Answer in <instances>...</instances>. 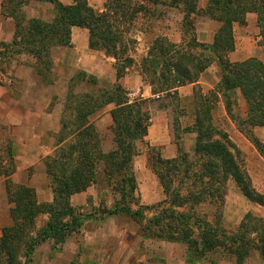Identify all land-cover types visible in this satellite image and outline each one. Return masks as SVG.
Here are the masks:
<instances>
[{
    "label": "trees",
    "instance_id": "1",
    "mask_svg": "<svg viewBox=\"0 0 264 264\" xmlns=\"http://www.w3.org/2000/svg\"><path fill=\"white\" fill-rule=\"evenodd\" d=\"M31 2L53 5L54 18L50 22L27 18L23 8ZM199 3L200 0H107L104 12L100 13L88 0H73L71 5L59 0H3L1 14L12 19L15 27L12 42L4 44V48L13 55L31 58L34 61L31 68L41 81L51 85L55 82L48 80L54 74V50L72 46L73 28L87 29L90 50L114 59L116 77L121 80L135 64L130 56L135 41L129 37V28L136 18L152 17V8L159 4L180 10L184 16L182 43L176 44L167 36L157 37L142 61L141 70L154 95L174 99L179 98V88L198 83L212 65L218 67V85L209 95H195L194 124L185 129L196 135L194 154L191 157L178 145L174 159L153 156L152 171L169 208L161 209L163 204L141 205L134 211L120 202L107 210V215L130 218L147 239L184 244L190 264L199 260L219 264L217 258H209L211 255L246 264L252 252H257L264 261V217L248 213L236 232L229 234L222 228L228 182L232 181L247 200L262 209L264 194L252 186L244 167L232 153L233 143L227 133L215 127L212 114L223 100L227 114L232 116V98L240 91L247 106V117L241 120L240 131L264 154L263 146L252 134L256 128H264V61L233 63L229 59L236 48L235 25L245 26L248 14L257 15L264 46V0H209L203 9ZM198 17L220 24L211 45L197 39ZM126 94L118 84L113 89L101 87L96 77L83 71L70 80L57 151L46 160L53 203H39L32 187L15 185L6 178L12 224L0 228V264H23V259L30 260L39 244L49 239L64 243L78 231L85 219L76 214L71 198L97 183L101 165L105 166L101 171L109 187L122 200L136 194L137 143L147 137L151 115L148 101L130 104ZM110 106L116 149L105 153L91 118ZM206 205L213 213L199 210ZM150 209L159 211L147 219L144 211ZM41 215H48L49 219L43 228L36 230Z\"/></svg>",
    "mask_w": 264,
    "mask_h": 264
},
{
    "label": "rangeland",
    "instance_id": "2",
    "mask_svg": "<svg viewBox=\"0 0 264 264\" xmlns=\"http://www.w3.org/2000/svg\"><path fill=\"white\" fill-rule=\"evenodd\" d=\"M3 1V0H2ZM66 2L67 0H59ZM94 1L96 11L104 12L107 0H89ZM209 0H200L199 7L205 8ZM2 5V4H1ZM154 14L152 17L138 16L129 28V37L135 41L133 51L130 53L135 60L136 68L143 61V51L151 46L153 41L160 36H167L172 41L180 39L182 36L183 14L180 10L165 6L163 4L156 5L152 8ZM2 11V9H1ZM23 12L29 19H40L50 22L54 18V7L51 4L31 2L27 7L23 8ZM2 15V14H1ZM3 17V16H2ZM14 23V22H13ZM220 28V24L206 17H198L196 23V36L203 38H212ZM12 27L3 19H0V86L6 85L11 89L12 96L20 102V107L24 108L28 103L25 100L24 92L30 88L29 84H25V69L31 68L34 61L26 56H16L4 48V44H9L6 39L11 34ZM14 36V35H13ZM180 43L177 44H181ZM65 48L55 49L53 52L54 74L49 81H55L56 85L60 81H66V92H69L70 80L80 70H73L58 62L61 58V51ZM67 62H72V55H68ZM33 70V69H32ZM34 71V70H33ZM35 72V71H34ZM38 80L45 86L49 84L41 81L37 73H34ZM219 75V74H218ZM22 76L23 78H21ZM33 77V75H31ZM219 77V76H218ZM146 82V81H145ZM147 83V82H146ZM149 84V83H147ZM53 85V84H51ZM107 85V84H106ZM101 86V85H100ZM105 86V85H104ZM101 86V87H104ZM25 90V91H24ZM204 95L202 88H195V95ZM208 95V94H207ZM232 116L227 114L225 103L220 100L213 110V123L218 130L227 133L229 139L234 145L232 153L236 159L244 167L252 186L259 192L264 194V154L240 131V122L245 119V109L241 102V96L235 94L232 98ZM56 101H53V105ZM66 103V99H65ZM110 107L103 109L91 118V122L97 125V118H102L103 114ZM158 108L167 110V119L169 123V137L171 138V147L174 149L176 156L178 155V145H182L184 150L192 157L196 137L185 131V127L192 125L194 122V98H168L162 102L153 101L149 103L150 114L154 113ZM62 126V124H61ZM97 127V126H96ZM247 132L248 128L242 126ZM102 149L105 153H109L116 149L114 142V134L111 129L104 124L103 128H98ZM264 132V131H263ZM254 138L263 146L264 153V135L263 138L257 136L252 131ZM55 139H45L47 144H51L52 149L49 155L43 156L41 160L36 161L29 170V180L34 184L33 189L36 192L37 199L41 204H51L54 200L51 179L47 175L46 160L48 157L54 156L57 151V141ZM71 141V140H70ZM178 143V144H177ZM140 155L148 156V161L144 163L147 169L152 171L153 156L160 155L164 159H170L167 156L165 146H151L149 141H143L138 145ZM13 157V158H12ZM12 159V160H11ZM14 162L13 147L10 142L4 143V147L0 150V228H4L9 223V213L11 205L9 204L6 194V178L11 179L12 166ZM104 165L100 167V174L95 185L82 193L77 198H71V204L76 209V214L83 220L82 226L64 243H56L55 240L49 239L45 243H41L30 260L23 259V264H190L187 262V247L180 243H168L164 241H155L147 239L142 233L140 227L130 218L125 216H108L107 210L113 209L117 203L124 206L127 205L132 210H138L143 204L141 187L138 183L137 192L133 197H126L122 200V196L118 192H114L107 183L102 171ZM118 181L120 177L116 178ZM13 181V180H12ZM156 181V182H155ZM141 184L147 185L148 189L154 197L155 191L161 189L160 182L157 177L143 176ZM161 203V209L169 208L166 203V196ZM159 198V196H158ZM157 198V199H158ZM51 201L46 203L44 201ZM154 204L152 206H158ZM202 212H211L213 209L206 205L199 209ZM159 210H145L147 219H151ZM248 213H252L258 217H264V209L252 204L247 200L236 185L230 181L226 187L225 208L222 228L227 233H234L238 230L241 222ZM49 219L48 215H41L36 221V230L43 228ZM214 220V218H212ZM1 236V232H0ZM210 259L217 258L219 264H235L233 259L224 258L223 256H213ZM193 264H209L207 261H196ZM246 264H264L261 256L257 252H252Z\"/></svg>",
    "mask_w": 264,
    "mask_h": 264
},
{
    "label": "crops",
    "instance_id": "3",
    "mask_svg": "<svg viewBox=\"0 0 264 264\" xmlns=\"http://www.w3.org/2000/svg\"><path fill=\"white\" fill-rule=\"evenodd\" d=\"M88 2L90 6L97 9V7L93 5L94 1L88 0ZM62 3L71 5L73 4V0H67ZM1 4L2 0H0V19H3V22H6L12 27L11 34H9L6 41L12 42L15 30L14 23L12 19L2 17ZM246 22L247 24L245 26L235 25L234 28L236 48L235 51L229 55V59L233 63H241L249 59L264 61V46L261 45L257 15L248 14ZM214 37L215 34L212 38H203L199 36L198 41L211 45L214 41ZM89 38L90 33L87 29L73 28L71 32L72 46L61 51V58L58 62L61 61L62 64L69 66L73 72L80 70L87 73L89 76L96 77L101 86L105 85L104 88L113 89L117 84L122 86L127 92V99L130 104L140 101H148L149 103L153 101L162 102L168 99V96L153 94V88L143 79L141 64L132 70H128L124 78L117 80L115 60L107 57L103 52L90 50ZM181 41L182 37L173 42L177 44ZM149 49L150 46L142 52L144 59L148 56ZM68 55H72L73 57L71 63L67 62L66 58ZM24 72H26L24 75L25 84L30 85L29 89L26 91L24 90L25 100H28L24 108H21L20 102L14 99L11 89L7 88L6 85L0 86V150L4 147V143H11L14 152V162L13 165H11L13 168L10 173L11 179H9L11 181L13 180L12 182L15 185L33 188L35 186L29 180V170L36 161L41 160L43 156L51 153L52 146L51 144H47L45 139H55L59 136L67 92L65 89L66 81H60L57 85L55 83L50 86H45L34 76L35 72L32 69L27 68ZM31 75H33V77ZM20 77L23 78L22 76ZM218 83V67L212 65L201 75L198 83L179 88L177 90L178 97L194 98L195 88H202L204 95H209L211 91L215 90ZM237 94L241 96L240 91H238ZM53 101H56L54 105ZM241 102L245 109L244 116L246 119L247 106L242 96ZM219 104L221 105L222 102ZM112 109L113 107L111 106L107 113L105 112L103 114L101 119L100 116L97 118L98 121L96 126L98 128H103L106 123L109 129L112 130L113 120L110 115ZM168 112L167 110L158 108L154 113L150 114V127L145 141H149L150 145L153 147L165 146L166 149L164 150L167 151L168 158L174 159L177 156L170 143L171 138L168 133L169 123L166 118ZM193 124L194 122L192 125ZM190 126L185 127V129ZM254 131L260 139L263 138L264 128H256ZM191 135L196 137L195 134ZM139 144H141V142L137 143V147ZM146 161H148V156L144 154L140 155L139 152V155L134 160V172L137 183H139L141 187L143 204L145 206H152L161 203L164 199V195L161 189H157V191H155L156 196L154 197L147 185L141 184V178H143V176L153 178L155 176L153 171H150L144 165ZM79 195L81 194L75 195L72 198H77ZM44 202L50 203L52 200ZM11 224L12 221L11 218H9V223L3 227H8Z\"/></svg>",
    "mask_w": 264,
    "mask_h": 264
}]
</instances>
